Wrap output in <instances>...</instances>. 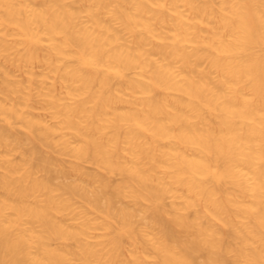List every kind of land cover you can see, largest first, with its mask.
<instances>
[{"label": "bare ground", "instance_id": "obj_1", "mask_svg": "<svg viewBox=\"0 0 264 264\" xmlns=\"http://www.w3.org/2000/svg\"><path fill=\"white\" fill-rule=\"evenodd\" d=\"M0 264H264V0H0Z\"/></svg>", "mask_w": 264, "mask_h": 264}]
</instances>
